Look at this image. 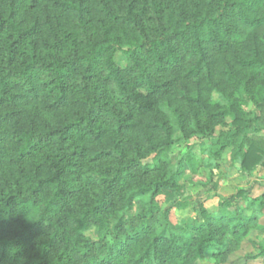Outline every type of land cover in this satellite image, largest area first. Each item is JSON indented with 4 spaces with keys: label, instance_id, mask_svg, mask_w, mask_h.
<instances>
[{
    "label": "trees",
    "instance_id": "trees-1",
    "mask_svg": "<svg viewBox=\"0 0 264 264\" xmlns=\"http://www.w3.org/2000/svg\"><path fill=\"white\" fill-rule=\"evenodd\" d=\"M178 133L211 137L213 159L229 152L244 173L264 167V0H0V264L228 251L256 218L246 189L223 199L234 213L201 205L185 227L157 202L197 172L191 149L173 163Z\"/></svg>",
    "mask_w": 264,
    "mask_h": 264
},
{
    "label": "rangeland",
    "instance_id": "rangeland-1",
    "mask_svg": "<svg viewBox=\"0 0 264 264\" xmlns=\"http://www.w3.org/2000/svg\"><path fill=\"white\" fill-rule=\"evenodd\" d=\"M228 57L231 58L232 55ZM118 58V63L122 64L124 58L120 53ZM209 95L213 103L224 104L226 101L224 93L220 90H214ZM23 103V112L18 116L21 123L26 122V115L32 112L36 104L34 100L26 99ZM42 111L41 116L47 119L52 117ZM6 127L12 129L13 125ZM221 130V127L216 128L217 133ZM209 139L211 137L204 139L195 135L187 140L181 133L177 134L176 142L170 150L173 163L178 164L179 157L191 149L196 156L197 172H192L186 166L181 185L177 189H165L157 197L158 204L163 209H169L173 223L185 227L191 221L202 218L201 205L213 215L234 213V208L223 206L222 201L240 189H246L248 198L240 199V204L246 209V214H253L256 218L248 222L246 231L239 238L228 236V251L207 254L195 262L185 261L183 264H264L263 258H251V255L258 253L260 246L264 245V169L244 173L240 160L233 159L229 152H225L223 158L217 162L211 156ZM202 143L208 148L205 152L202 150Z\"/></svg>",
    "mask_w": 264,
    "mask_h": 264
},
{
    "label": "crops",
    "instance_id": "crops-1",
    "mask_svg": "<svg viewBox=\"0 0 264 264\" xmlns=\"http://www.w3.org/2000/svg\"><path fill=\"white\" fill-rule=\"evenodd\" d=\"M261 169H264V167H259L257 170L260 171Z\"/></svg>",
    "mask_w": 264,
    "mask_h": 264
}]
</instances>
